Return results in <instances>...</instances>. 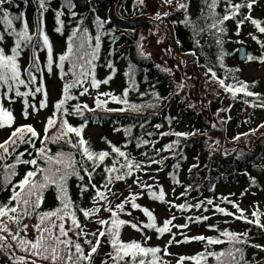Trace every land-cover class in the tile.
Masks as SVG:
<instances>
[{
	"label": "trees",
	"instance_id": "obj_1",
	"mask_svg": "<svg viewBox=\"0 0 264 264\" xmlns=\"http://www.w3.org/2000/svg\"><path fill=\"white\" fill-rule=\"evenodd\" d=\"M144 1H146V4H139L138 0H72L75 7L69 10L66 7L62 8L64 0H50V4L48 5L49 11L44 14L45 32L49 35L50 42L53 44L54 53L57 57L56 63H58V56L66 51L68 36L71 34L72 29L77 27L79 21H84V26H87L89 29V35H92L93 37L96 34L94 24L95 17L98 16L102 20L109 21L104 27V31L107 32L108 35L102 37L99 58L95 62L97 65L96 78L103 80L109 75H113L114 78L108 85L102 84L98 90L89 87V94L84 96L79 95L81 89H73L72 94L77 96L78 99L68 101L65 107L71 109V106L76 104H87L89 108H96L95 98L98 92H111L117 96H121L123 90L126 87H129L128 77L124 75L125 72L129 71V65L133 66L132 72L134 73L136 89L129 91V95L127 97L128 101L137 105L156 104L157 106L154 108L145 107L141 113H134L131 111L125 113L109 112L101 109H96L95 112H91L87 109H83V116L71 115L65 118L68 119L69 123L74 127H79L82 124L86 125L83 129L82 137L89 142L92 150L96 152L102 150L110 152L111 145H115L120 147L122 151H125L129 158L134 162L141 164L140 169L133 168L131 176L126 177L122 181H115L109 186L110 188L118 183L135 180L138 173L146 172L149 169L156 167L166 172L170 182L175 186L180 187L183 190L182 193H186L185 195H182L183 201L180 204L196 205L202 201L206 202L207 199H212L214 201V205H207L206 203H203L200 208L185 207L184 209H178L181 213L183 224L187 223L188 225H192L196 223L189 221V217L194 218L196 216H204L209 211L215 212V205L225 208L226 211H230L229 208H227V205L232 206V204L224 201L223 197L217 194L219 186H227L230 184L239 185L241 190L240 193H243V195L253 194L261 187L258 184V176H264V137L257 138L253 148L250 150L241 148L238 152L233 153L230 156H225L218 152L220 149L219 147L213 148L215 149L213 152L210 150V142L206 139V136L214 133L213 131H217L216 134L221 137L222 142L234 140V138H230L228 136L229 129L226 125L225 127L218 125L214 126L213 123L219 113L223 114V116L227 119L230 114L229 111L232 108L237 110L238 116L241 115L242 111L248 112L249 116L247 119H244L245 133H243L242 137L248 136L253 132L257 133L261 128H263L261 125H264V107H253L252 105L254 103L258 104L260 102H264V86L258 79L247 81L242 78L239 66L233 64L235 60L234 47L239 43L240 38L239 34L237 35L239 29H237L236 20L242 19V16L238 15L236 20L230 19L223 25V27L226 28V32L220 37L224 41L221 48L215 42L217 35H219H213L215 30L208 29L199 36L194 37L192 28L190 26H185L183 23L187 16V18L192 19L199 26L207 28V24L203 19H201V9H204L202 0H187V3L189 4L187 13H185L184 10H177L176 0H173L171 5L164 3L163 0ZM148 1L155 2L158 9L155 7H152L155 9L154 11H152L151 8L148 9L147 6H150L148 5ZM258 1L259 0H256V3ZM239 2L240 0H233V3ZM4 7L8 8L13 15H18L20 12H23L25 14L24 18L29 24L30 34L35 31L37 4L34 0H27V3H25V0H13L12 5L6 4ZM54 9L62 10L64 12V15L61 18L64 21L63 35L54 32V27L56 26L54 21ZM216 11L218 16L224 14L223 0H221V3L217 6ZM248 11L249 10L247 8L241 9V12L244 15H248ZM71 12L76 13L75 17L71 16ZM158 12L160 13V19L155 18V15ZM164 13H169V15L165 16ZM206 14L207 10L205 9L204 15ZM157 21L161 22V27L167 34V37L165 38V43L167 44L163 46L165 54L168 55V62L172 65L170 67H161V65L158 64V61L141 51V44L146 35L150 32L149 26ZM259 21H261L262 26H264V18ZM210 22L211 21L209 20L208 23ZM14 24L17 29L21 27V23L19 21H14ZM245 26H248L253 29L254 32H257L256 37L264 43V33H260L249 21H245L240 28ZM3 31L4 26L0 24V32ZM142 37L143 39H141ZM196 39H199V45L195 43ZM55 41L60 42L62 46L60 50L54 46ZM253 41L259 46L261 56H264L261 44L257 43L256 40ZM92 43L94 45L95 41L93 40ZM14 44L15 38L7 37L4 44L0 46H4L8 54H11L10 48L13 47ZM167 51L169 53H167ZM221 52L226 53L223 58V67H221V61L219 59ZM141 53H143V55H141ZM193 53H195V55H193ZM30 55V50L25 49L18 58L22 70L28 67ZM38 56L41 62V73H34V75L37 76V84L32 87L34 88L35 86H38L41 79H43L45 89L47 91V80L54 78L59 89L58 96L52 102V108L46 117L47 119L54 111L55 102L62 96V86L64 81L59 79V69L56 68L55 63L53 65V74H48L46 67V49L38 51ZM247 56L259 57L260 55H256V48H249ZM24 58L26 60L25 63H23ZM174 58L177 60L180 58L183 63L175 61ZM109 62L113 65L115 72L107 67ZM70 67V63L66 61L65 71L67 72ZM209 68L216 73L217 80L212 79L211 73L205 75ZM235 69H239V71H230ZM116 77H118L120 81L119 89L117 91L113 89L105 90L104 86H109ZM233 77H235V79H233ZM21 78L27 79L26 74L22 73ZM71 78V73H69V76L66 77V79ZM219 79H224L226 84L237 86L238 81H244L249 85L247 90L253 93H258L259 97L255 95L245 96L244 93L241 92L237 93L236 98L233 99L230 92H225L224 89L220 87L218 83ZM181 80L183 81V84H180ZM189 80H191L195 85V91L199 93L205 91L207 93V96L204 98V101H206L204 104L206 107H210V109L206 112H204L203 105L201 103H197V106L188 105L183 99L181 93L178 92L180 88L183 89L186 87L185 83L189 85ZM180 85H183V87ZM85 86H88V84L86 83ZM205 86L208 87V90L211 91L212 95L205 90ZM4 90L5 89H0V92H3ZM20 90L28 91L29 89L21 86ZM154 93L164 99L157 101L156 97L153 95ZM10 95L14 97V93H10ZM213 96L215 98L214 101ZM27 99L29 103L32 104L35 100H39L40 102V100L43 99V96L42 94H37L35 97L29 96ZM100 99H108L106 108L109 109L126 107L125 105L112 102L110 98L101 96ZM20 100L22 102V98H20ZM245 101H247V103H245ZM20 115L24 121H20L14 116V124L11 128L0 129L7 132L6 138L0 143L7 140L11 131H13L16 127L21 125H31L29 120L30 116L26 119L22 115V112ZM206 117L208 118V121L206 120ZM46 119L40 130L31 125L38 133V138H33L35 141V148L41 147L40 140L45 135L44 130ZM141 125H143V127H141ZM156 125H161V127L157 129L155 127ZM58 126L59 125H57V127ZM93 126L103 128L109 133L102 134L97 141H93L86 133V130ZM57 127L50 128L47 135L53 136L57 134ZM128 127L132 128L131 137L124 134V129ZM216 127L217 129H214ZM115 129H120V131H115ZM164 132L195 133V135L177 138L174 135H161V133ZM148 133H152L153 135L149 136ZM69 135L74 141L78 139L75 137V134ZM136 138L149 140L150 143L137 148ZM177 139H179V146L175 149L174 155L173 151L166 150L165 146ZM130 140L131 142H129ZM108 142L111 143L109 144ZM48 147L53 153L60 151L61 149L65 152L75 151L63 141H61L60 144H49ZM25 149L28 151H25ZM157 150H159V152ZM19 152H24L22 159H31L36 155L35 149L30 145H20L16 149V152L13 153V155L9 157L6 162L14 163L15 156ZM28 152H31L32 155L29 156ZM144 153H147V157ZM76 159H80L78 153L76 155ZM113 159H119L120 163H124V158H117L116 154L112 153L93 173L92 183L96 184L102 191H105L102 185L104 183V177L107 175L104 173L103 169L105 167H110ZM152 159L157 161L163 159V163H152ZM38 163L41 162L38 161ZM31 167L32 166L30 165H18L16 169L17 176L12 178L13 183L18 182L24 173ZM117 167H119V164ZM81 175H84L83 171H81ZM181 176L183 177L182 181ZM173 177H175V181H178V183L173 180ZM243 180L245 182H243ZM252 180H254L255 183H252ZM0 181H2V174H0ZM80 183L81 182L76 177L71 178L68 181L69 194L72 199L80 205V207L90 208L93 206L91 198L95 193V189L89 188L83 196H80L78 189V185ZM83 183H88L87 176H85ZM10 187L11 186H9V190L0 191V202L7 201L10 195ZM108 198L109 200L111 199V194H108ZM158 202L165 204V202H161L159 200ZM101 203L103 204L104 202ZM56 206L57 201L55 200L54 193L52 191H48L40 210L48 211L54 209ZM251 209L250 213L244 212V215L249 219H254L251 215L253 211L264 213V210H259L256 206H251ZM113 210L116 209L113 207ZM117 212L119 217L124 219L120 213L121 211ZM234 212H236V209ZM238 214L239 213H237V215ZM216 215L224 216L220 213H216ZM97 216L108 218L110 213L105 212L102 209ZM230 217L232 221L228 222L225 226L217 225L218 223L214 224L217 226L216 229L209 228L207 221L202 222L205 223V227L210 231L209 234L204 236L216 237L219 236V231L225 229L237 233L247 231L250 244L264 246V232H262L255 225L247 224L244 221L237 220L232 216ZM78 219L82 224L86 223L81 213H78ZM95 219L96 217H93V222ZM261 221L264 222V216L261 217ZM36 222L37 220L35 217L25 218L24 220V223L29 225L28 231L32 233V237L35 233L31 228V225ZM143 222H148L147 217L146 221ZM156 224L157 227L163 226V222L159 223L157 219ZM200 224L201 223H199V225ZM96 226L98 227L97 224ZM10 227L15 229L16 225L12 224ZM169 227L171 228V233H165L163 236L156 233L154 229H144L143 232L140 233L141 235H144L145 232H148L151 236L158 240L164 238L165 236H168L169 239H171L172 234L174 233L175 238L180 237L179 240L184 239V236L186 235V228L176 227V230L174 231L173 229L175 227L172 225ZM124 228L125 226L121 229V239ZM23 235L24 233L22 232L21 236ZM28 237L32 238L29 235ZM101 239L103 243L98 250V254L95 256L94 264H101L102 260L107 258L105 254L111 251L110 245L107 241L104 240V238ZM135 241L141 242L140 240ZM190 242L197 243L199 249L194 254L186 257L194 256L197 253L202 252L206 246L204 242ZM81 243H83L82 240ZM146 246L149 245L146 244ZM158 247L162 249L158 255L163 258L166 264H177L178 259L175 262H172L168 255H165L163 251L165 248L164 246L158 245ZM209 247L211 250L221 251L228 247V245L225 243L223 245ZM244 247L245 258L249 261V264H264V250L254 248L249 245H245ZM7 250L9 251L8 253L6 252ZM17 255H22L25 258L31 257L28 253H25L14 245L10 249L0 251V264H15L12 257ZM37 264H46V262L38 260ZM109 264H111V262H109ZM184 264H194V262L191 260H185ZM209 264H216V262L213 258L209 257Z\"/></svg>",
	"mask_w": 264,
	"mask_h": 264
},
{
	"label": "snow or ice",
	"instance_id": "obj_2",
	"mask_svg": "<svg viewBox=\"0 0 264 264\" xmlns=\"http://www.w3.org/2000/svg\"><path fill=\"white\" fill-rule=\"evenodd\" d=\"M37 4V16L35 20V31L30 34V28L27 20L24 18L25 14L20 12L18 15H13L8 8L4 5H12L13 0H0V24L4 26V31L0 32V45L4 44L7 37L15 38V44L10 48L11 54H8L4 46H0V89H5L0 92V101L8 100L9 103H14L15 99L10 93H14L15 98H22L23 110L22 115L27 119L30 115L29 108H32L34 112H38L47 107L48 93L45 89L43 79H41L38 86L32 87L37 84V76L34 73H41L40 58L38 51L46 49L47 61L46 67L49 75L53 74V65L55 63L56 68L59 69V79L64 81L62 86V96L55 102L54 111L51 116L46 119L45 123V135L40 140L41 147L35 148V141L33 138H38V133L31 125H21L11 131L10 136L3 143H0V174H2V181H0V191L9 190L10 195L6 202H0V251L15 247L28 253L33 257L30 262L26 261L25 257H20L16 264H37V261H44L46 264H94L95 256L98 254V250L102 246V239L107 241L110 245L111 251L105 254L107 257L103 259L101 264H166L163 258L158 255L162 249L160 247L146 246L147 240L150 239L146 234L144 235V244L141 242L132 240L125 242L121 239V229L123 226H130L133 230L143 232L144 229H154L156 233L163 236L165 233H171L172 225L177 228H188L189 225H173V220L176 219L172 216L171 219H166L163 222L162 227H157L156 217L153 212L147 207L141 209V206L136 203V195L126 197L124 201L115 205V209L123 212L126 203H131L132 209H141L143 214L147 217L148 222L143 221L132 222L121 219L116 210H113L111 201L108 198V194L112 193L109 187L115 181H122L126 177L132 175L133 168L140 169L141 164L134 162L129 158L125 151H122L120 147L111 145V151L102 150L96 152L92 150L91 145L82 137V132L85 124L79 127L72 126L68 119L65 117L71 115L83 116V109L95 112L96 109H101L109 112H134L141 113L145 107L154 108L156 104L137 105L130 103L127 99L129 91L136 89V82L134 79V73L132 72V65H129V71L124 75L128 77L129 87L123 90L121 96H117L111 92H98L95 98L96 108H89L87 104H76L71 106V109L65 107L68 101L78 99L77 96L72 94L73 89H81L80 96L89 94V87L92 89H99L102 84L108 85L114 78L113 75L107 76L103 80L96 78V61L99 58L101 50L102 37L108 35L104 31L105 24L109 21L102 20L100 17H95L94 24L96 28V34L93 37L89 35V29L84 26V21L78 22L77 27L73 28L71 34L68 36L66 51L58 56V63H56V55L54 53L53 44L50 42L49 35L45 32L44 14L49 11L48 5L50 0H34ZM164 3L171 5L173 0H163ZM27 3V0H25ZM139 4H143L144 0H138ZM204 9H201V19L207 24V28L199 26L192 19L186 18L183 23L185 26L192 28L194 37L199 36L201 33L208 29L215 30L213 35H217L216 44L221 48L224 41L220 38L225 32L226 28L223 27L226 21L232 19L236 20L238 15L242 16V19L236 20L237 29L240 28L245 21H249L260 33H264V26L262 22L254 19L251 15H244L241 9L247 8L249 13L251 12L256 0H240L239 3H233V0H223L224 14L217 15V6L221 3V0H202ZM68 8L71 10L75 7L72 0H64L62 8ZM177 10H184L188 12L189 4L187 0H176ZM207 10V14L204 15V10ZM54 11L55 27L54 32L63 35L64 21L61 19L64 15L62 10ZM76 13L71 12V16L75 17ZM165 16L169 13H164ZM156 19H160V13L156 14ZM211 21L208 23V21ZM14 21H19L21 27L17 29ZM239 31L237 32V35ZM251 35V34H250ZM143 39V37L141 38ZM252 39L264 47L258 38L252 35ZM95 41L94 45L92 41ZM195 43L199 45V39L195 40ZM25 49H29L31 52L29 65L25 69H21L19 63V57ZM240 51V49H237ZM143 55V53H141ZM195 55V53H193ZM226 53L221 52L220 61L221 67H223V58ZM260 59L264 62V56L260 58L247 56V60ZM69 62L71 67L68 71H65V62ZM109 69L113 68V65L109 62L107 64ZM239 71V69L230 70ZM22 73L26 74L27 79H23ZM71 73V79H66ZM211 73L212 79L217 80L216 73L209 68L205 75ZM235 79V77H233ZM88 86H85V84ZM218 83L225 92H230L233 99L236 98L237 93L243 92L245 96H257L258 93L248 91L249 85L244 81H238L237 85L226 84L224 79H219ZM24 86L29 89L28 91H21L20 87ZM183 87V85H181ZM37 94H42L43 99L39 102V108L35 104H30L27 97H35ZM143 95V94H142ZM157 101H161L162 97L158 94H153ZM110 98L112 102L125 105L126 107H120L116 109L106 108L108 99L101 100L100 97ZM247 103V101H245ZM253 107H264V102L254 103ZM14 124V115L12 110L5 108L3 103L0 102V129L11 128ZM57 125H59L57 127ZM57 127V134L48 136L47 133L50 128ZM143 127V125H141ZM157 129L161 125L155 126ZM264 127V125H261ZM120 131V129H115ZM256 131V130H253ZM69 134H75V141ZM126 136H132V128L128 127L124 129ZM149 136L153 135L148 133ZM163 136L174 135L177 138L187 137L188 135H195V133H181V132H164ZM247 135V134H245ZM239 139V137H236ZM63 141L69 145L71 149L75 151L65 152L63 149L53 153L48 147L49 144H60ZM131 142V140L129 141ZM109 144L111 142H108ZM150 141L146 139L136 138V147L140 148L143 145L149 144ZM20 145H30L35 149L36 155L31 159H22L24 152H19L15 156L14 163H7L9 157L16 152V149ZM179 146V139L165 146L166 150L173 151L175 155V149ZM126 147V145H125ZM11 148V151H10ZM25 151H28L25 149ZM159 152V150H157ZM77 153L80 159H76ZM112 153L116 154L117 158H124V163H120L119 159H113L110 167L103 169L107 175L104 177V183L102 187L105 191H102L96 184L92 183L93 173ZM31 156L32 153L28 152ZM147 157V153H144ZM166 159V158H164ZM40 161L41 163H38ZM152 163L162 164L163 159L157 161L152 159ZM119 164V167L117 165ZM32 166L28 169L22 178L18 182L13 183L12 178L17 176V166ZM178 167V165H177ZM195 167V166H194ZM125 170V171H122ZM83 171L84 175H81ZM85 176L88 178V183L85 184ZM76 177L81 183L78 185L79 194L83 196L89 188L95 189V193L92 196L93 206L90 208L80 207L69 194L68 181ZM175 181V177H173ZM178 183V181H175ZM252 183H255L252 180ZM143 187V185H141ZM150 187V186H149ZM52 191L54 193L57 206L48 211H41V205L46 198V193ZM107 193V194H106ZM153 201L159 200L165 202V193L161 188L159 193L150 191L148 193ZM182 193L181 195H185ZM243 196V193L241 194ZM224 201L232 204L236 212L226 211L225 208L215 205V212L224 216H232L237 220H242L247 224L255 225L262 232H264V222L261 221V217L264 213L253 211L251 213L254 219H249L244 215V210L239 207L238 204L228 200L227 197L223 198ZM101 202H104L103 204ZM170 204V202H168ZM203 203L207 205H214L212 199H207L206 202L202 201L196 205L180 204L178 207L184 209L185 207L200 208ZM99 205V206H97ZM107 205V206H105ZM175 206V205H171ZM110 213L108 218L97 216L101 210ZM207 210V209H206ZM78 213L83 215L86 222H93V217H96L94 222L98 225L95 231L86 230V223H81L78 219ZM237 213H239L237 215ZM132 215L131 212L128 213ZM37 220L36 223L31 225L35 235L29 238L27 233L29 225L24 223L25 218H33ZM209 216H196L189 217L188 220L192 223L206 222ZM16 225L13 229L10 225ZM209 228L216 229V225H209ZM24 233L21 236V233ZM70 233L72 235H70ZM91 237V238H89ZM81 240L83 243H81ZM190 241H199L205 243V248L202 252L197 253L194 256L186 257L180 256L177 264H184L185 260H191L194 264H209V257L213 258L216 264H249V261L245 258V245H249L254 248L264 250V246L258 244H250L248 232L237 233L229 231L227 229L219 231V236L205 237L204 235H197L193 237L184 236L183 240H176L175 234H172L171 239L168 240L167 245L163 249L165 255H171L168 252V247L173 244L188 243ZM227 243L228 247L221 251L211 250L209 246L223 245ZM87 246V247H85Z\"/></svg>",
	"mask_w": 264,
	"mask_h": 264
},
{
	"label": "rangeland",
	"instance_id": "obj_3",
	"mask_svg": "<svg viewBox=\"0 0 264 264\" xmlns=\"http://www.w3.org/2000/svg\"><path fill=\"white\" fill-rule=\"evenodd\" d=\"M144 3L146 4V1H144ZM148 5L150 6H147V8H151L152 11L155 10L152 7L158 9L155 2L148 1ZM249 14L254 19L262 20L264 18V0H259L257 3H255L251 12L249 13L248 11V15ZM149 27L150 32L146 35L141 44V51L146 55H150L152 58L158 61V64L161 65V67L165 68L166 66H172L168 62V55L165 54L163 45L167 44L165 43V38L167 37V34L165 30L162 29L161 22L157 21L151 24V26ZM238 31L240 37L239 43L234 47V50L236 51L240 45L245 46L246 54H248L249 48H256V55H260L257 58H260V48L252 39V35L256 36L257 32H254L253 29L248 26L241 27ZM54 46L59 50L62 48L59 41H55ZM262 51H264V47H262ZM167 53L169 52L167 51ZM174 59L177 62H182L180 58L178 60L176 58ZM24 62L25 58L23 59V63ZM233 64L239 66L240 75L242 78L247 81L258 79L264 86V62H261L260 59H255V61L245 60L239 62L236 58L235 53V60ZM180 84H183L182 80ZM185 86L186 87H184L183 89L180 88L178 92L181 93L183 99L188 105L197 106V103H201L203 105L204 112L210 109V107H206L204 104V102H206L204 101V98L207 96V93L205 91L201 93L195 91V85L191 80H189V85L185 83ZM47 87L49 95L47 99V107L42 110H39L38 112H34L32 108L28 109V112L30 113L29 120L31 122V125L38 130L42 128L45 118L51 109L52 101L57 98L59 92L58 84L54 78L47 80ZM119 87L120 81L119 78L116 77L109 86H104V89H113L117 91ZM205 90H207V92L212 95L211 91L208 90L207 86H205ZM214 96L213 101L215 100ZM14 99V103H9L6 99L0 102L3 103V106L5 108L12 110L13 115L18 118V120L24 121L20 115L23 110V102L20 101V98ZM32 104H35L37 108H39V100H35ZM229 113L230 114L227 119L225 118V116H223V114L219 113L218 116L214 119L213 123L214 126L218 125L221 127H225L226 125L229 129L228 136L230 138H234V140L222 142L221 137L216 134L217 131H213L214 133L206 136V139L210 142V150L213 152L215 150L213 148L219 147L220 149L218 150V152L225 156H230L231 154L238 152V150L241 148H246L250 150L251 148H253V145L257 138L264 137V127L261 128L257 133L253 132L248 136L242 137L243 133H245L244 119H247V117L249 116L248 112L242 111L241 115L238 116L237 110L232 108ZM206 120L208 121V118ZM214 129H217V127ZM86 133L93 141H97L102 134H108L109 132L103 128L93 126L89 127L86 130ZM6 135V131L0 130V142L6 137ZM236 137H239V139H236ZM182 179L183 177L181 176V181ZM243 182L245 181L243 180ZM258 184L261 187L258 189V191H255L253 194H244L242 196L240 193V186L232 184L227 186H219V188L217 189V194L221 195L223 198L227 197L228 200L238 204L240 208L244 210V212L250 213L252 210L251 206H256L259 210H264V176H258ZM141 185H143V187ZM161 188L165 193V204L159 203L158 200L153 201L150 195L148 194L150 191L157 192L158 194ZM111 190L112 193H115V195H111L110 199L114 208L116 204H119L124 201L126 197L136 195V203L141 206V209L147 207L150 211H152L153 215L156 217L159 223L164 222L166 219H171L172 216H175L176 219L173 220V224H183L181 213L178 210V205H180V203L183 201V197L181 195L183 190L180 187H177L172 184L168 179L166 172L159 168L155 167L149 169L146 172L138 173V176L135 180H129L123 183L115 184L111 188ZM168 202H170L171 205L175 206L170 207V204ZM227 208H229L231 212H234L235 210L233 206L230 205H227ZM141 209H132L131 203L129 202L125 204V209L123 212H120L118 209L116 210L121 213L122 218L124 217V220L126 221H146V216L143 214ZM129 212L132 213L131 216L128 215ZM206 216L210 217L207 220L208 225H214L218 223L217 225L225 226L228 222L232 221L230 216L216 215L214 211H209ZM96 228L97 226L94 222H86V230L95 231ZM173 230L175 231L176 227ZM185 233V236L193 237L197 235H207L210 233V231L205 227V223H201L200 225L190 224L189 227L186 228ZM27 234L32 237V233H30L29 231ZM145 234L150 237V239L147 240V245L149 246L159 245L165 247L169 240L168 236H165L164 238L158 240L151 236L148 232H145ZM70 235L72 234L70 233ZM144 235H141L140 232L133 230L130 226H125L122 234V240L125 242L132 240H140L142 243H144ZM179 238L180 237H176V240H179ZM198 249L199 247L195 242H189L187 244H173L172 246L168 247V252L171 253V255H168V257L172 262H175L180 256L192 255L196 251H198ZM6 252L8 253L9 251L7 250ZM20 257L24 256L17 255L12 257L15 264ZM25 259L26 261L30 262V260L33 258L26 257Z\"/></svg>",
	"mask_w": 264,
	"mask_h": 264
},
{
	"label": "water",
	"instance_id": "obj_4",
	"mask_svg": "<svg viewBox=\"0 0 264 264\" xmlns=\"http://www.w3.org/2000/svg\"><path fill=\"white\" fill-rule=\"evenodd\" d=\"M237 49H240V51L236 50V58H237V60L239 62L245 61L246 58H247L245 46H239Z\"/></svg>",
	"mask_w": 264,
	"mask_h": 264
}]
</instances>
